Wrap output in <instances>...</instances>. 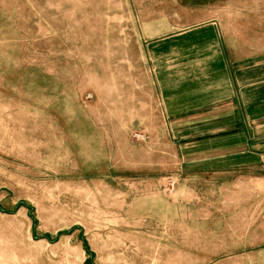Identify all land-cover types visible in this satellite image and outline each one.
<instances>
[{
    "label": "rangeland",
    "instance_id": "1",
    "mask_svg": "<svg viewBox=\"0 0 264 264\" xmlns=\"http://www.w3.org/2000/svg\"><path fill=\"white\" fill-rule=\"evenodd\" d=\"M117 4L0 0V264H264L184 181Z\"/></svg>",
    "mask_w": 264,
    "mask_h": 264
},
{
    "label": "crops",
    "instance_id": "2",
    "mask_svg": "<svg viewBox=\"0 0 264 264\" xmlns=\"http://www.w3.org/2000/svg\"><path fill=\"white\" fill-rule=\"evenodd\" d=\"M114 10L122 41L129 32L144 49L184 181L264 250V0H118Z\"/></svg>",
    "mask_w": 264,
    "mask_h": 264
},
{
    "label": "trees",
    "instance_id": "3",
    "mask_svg": "<svg viewBox=\"0 0 264 264\" xmlns=\"http://www.w3.org/2000/svg\"><path fill=\"white\" fill-rule=\"evenodd\" d=\"M23 205H25L24 203H22ZM31 210V209H30ZM5 211V210H4ZM90 255V254H89Z\"/></svg>",
    "mask_w": 264,
    "mask_h": 264
}]
</instances>
